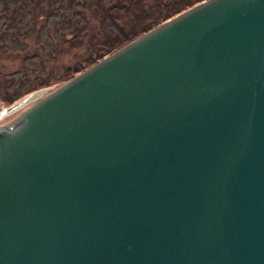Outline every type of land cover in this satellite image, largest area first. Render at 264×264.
I'll list each match as a JSON object with an SVG mask.
<instances>
[{
	"label": "water",
	"instance_id": "1",
	"mask_svg": "<svg viewBox=\"0 0 264 264\" xmlns=\"http://www.w3.org/2000/svg\"><path fill=\"white\" fill-rule=\"evenodd\" d=\"M0 264H264V0H204L0 127Z\"/></svg>",
	"mask_w": 264,
	"mask_h": 264
},
{
	"label": "rangeland",
	"instance_id": "2",
	"mask_svg": "<svg viewBox=\"0 0 264 264\" xmlns=\"http://www.w3.org/2000/svg\"><path fill=\"white\" fill-rule=\"evenodd\" d=\"M202 1L0 0V82L4 74L12 96L20 94L16 100L37 91L0 118V127L89 69L90 64ZM173 2L184 10L153 27L156 18L173 11ZM129 35L127 42L119 43ZM62 72H67L65 77ZM2 85L0 110L10 104Z\"/></svg>",
	"mask_w": 264,
	"mask_h": 264
},
{
	"label": "trees",
	"instance_id": "3",
	"mask_svg": "<svg viewBox=\"0 0 264 264\" xmlns=\"http://www.w3.org/2000/svg\"><path fill=\"white\" fill-rule=\"evenodd\" d=\"M182 4V3H181ZM182 10H184V6L183 5H180V3H177V2H173V11L171 12V13H166L165 14V16H163L161 19L160 18H156V20H154L153 21V23H151V25L152 24H155V25H153V27H155L156 25H158V24H160V23H162V21L164 20H168V19H170L173 15H176V14H178V13H180V12H182ZM159 20V21H158ZM150 25V26H151ZM149 26V27H150ZM152 27V28H153ZM147 30H149V28L147 29ZM146 31V30H145ZM132 35H129V36H127L125 39H122V40H120V42L119 43H123V42H127L129 39H130V37H131ZM107 38L106 37H104V40H106ZM78 71H80V69H78ZM66 74H67V72H62L61 73V75H62V77L64 76H66ZM5 75L4 74H1V82H0V85H2V84H4V85H2V86H4V90H3V92H4V94H5V96H9L8 97V99H7V101L8 102H10V103H13V101H15L19 96H20V94L19 95H16L15 97L14 96H12V94L10 93V89H8V87H7V81H6V79H5ZM53 78V77H52ZM53 80H54V78H53ZM51 83V81L50 82H48V84H50Z\"/></svg>",
	"mask_w": 264,
	"mask_h": 264
}]
</instances>
